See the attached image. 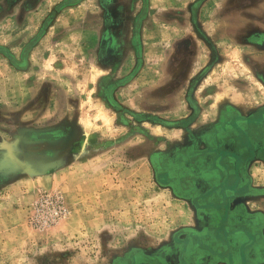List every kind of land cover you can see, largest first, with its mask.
Instances as JSON below:
<instances>
[{"label":"rangeland","instance_id":"obj_1","mask_svg":"<svg viewBox=\"0 0 264 264\" xmlns=\"http://www.w3.org/2000/svg\"><path fill=\"white\" fill-rule=\"evenodd\" d=\"M263 131L264 0H0V264H264V153L178 164Z\"/></svg>","mask_w":264,"mask_h":264},{"label":"crops","instance_id":"obj_2","mask_svg":"<svg viewBox=\"0 0 264 264\" xmlns=\"http://www.w3.org/2000/svg\"><path fill=\"white\" fill-rule=\"evenodd\" d=\"M232 135H235V134H229V135L227 134L226 136H218L220 138H217V142H215L213 147L203 149V150H209L205 154L202 153L203 152V150H202V151H199V155H196V156L193 154L185 156V157L180 156V163H178L179 165H182V168H185L186 170H188V173H186V175L184 173L180 175V180L183 183L188 181V182H191V184H192L194 179H197L196 181L199 182V183H197L199 185L198 192H197V190L192 189V190H190L191 192H190V194H188V196L185 194V197H192L194 193L205 195L204 194L205 192H207L206 194L210 196V193H211L213 195L214 199H213V201L212 200L209 201L208 204H211V208L213 211H216V212L221 213V214L224 213V209L222 208L223 206H227L228 209L233 210L234 203H236L235 201H238L239 198L242 195H244V193L246 192V191L245 192L244 191L234 192V193H232L231 196H229L225 200V194L220 192V189H218V184H220L221 181L223 180L222 174H224L223 172H221L219 170L222 168V165L220 164V162L218 163V161L220 160L221 156L224 155V152H230V154H235L237 152L238 156L240 157V159L242 161L241 163H244V161L246 163V157L245 156L242 157V155L238 152V150L232 147V142L230 141V138L232 137ZM208 138H209V136H208ZM214 139H216V138H214ZM208 144H209V141H208ZM208 152H209V154H207ZM204 157H205V160L207 161L206 163L204 162ZM238 160L233 161V163L234 162L236 163V166L238 165L236 170H234L235 178H234V175H232L230 177L229 183H227L228 185L226 186V188H228L229 186H233V184H236V183L238 185L240 182L242 184L241 187L244 186L246 184L244 182L245 178H248V182L252 183V186H254L252 180L250 182V179H252L253 174L251 175L247 171V164L243 165L241 163H238ZM177 161H178V157L173 160V162H175V164L177 163ZM209 163H210V166L214 168L212 177L211 176H204L202 174V172L204 170H206V168L209 166ZM247 173H248V175H247ZM171 183H174V182H171ZM207 184H210V186H212V187H208V189H206L207 187L205 188L204 186ZM213 184H216V185H213ZM191 188H192V185H191ZM193 206H194V208H196L194 204H193ZM229 231H231V229H229Z\"/></svg>","mask_w":264,"mask_h":264},{"label":"built area","instance_id":"obj_3","mask_svg":"<svg viewBox=\"0 0 264 264\" xmlns=\"http://www.w3.org/2000/svg\"><path fill=\"white\" fill-rule=\"evenodd\" d=\"M58 206V210L57 209ZM56 207L54 210L53 208ZM37 212L41 213L43 219L46 221L56 222L63 216L67 208L62 198H55L51 194L45 195L41 200L37 202Z\"/></svg>","mask_w":264,"mask_h":264},{"label":"flooded vegetation","instance_id":"obj_4","mask_svg":"<svg viewBox=\"0 0 264 264\" xmlns=\"http://www.w3.org/2000/svg\"><path fill=\"white\" fill-rule=\"evenodd\" d=\"M238 152L242 155V157L245 156L247 158L252 157V153L256 155V157L262 156V154L264 153V135L261 136V139L259 138L256 142L251 143V145L249 146H246L244 144V152Z\"/></svg>","mask_w":264,"mask_h":264},{"label":"trees","instance_id":"obj_5","mask_svg":"<svg viewBox=\"0 0 264 264\" xmlns=\"http://www.w3.org/2000/svg\"><path fill=\"white\" fill-rule=\"evenodd\" d=\"M219 246H220V242H218V246H217V247H219ZM217 247H216V248H214V249L212 250L214 254H216V253H218V254H219V250H218V248H217ZM216 256H217V255H216ZM218 257H221V256L219 255ZM230 263H231V264H233V261H231V260H230ZM186 264H187V263H186Z\"/></svg>","mask_w":264,"mask_h":264}]
</instances>
